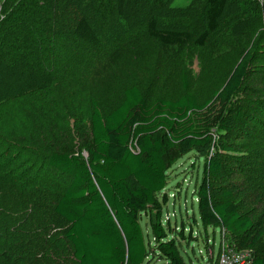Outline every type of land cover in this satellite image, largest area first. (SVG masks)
Returning a JSON list of instances; mask_svg holds the SVG:
<instances>
[{"label": "trees", "instance_id": "trees-1", "mask_svg": "<svg viewBox=\"0 0 264 264\" xmlns=\"http://www.w3.org/2000/svg\"><path fill=\"white\" fill-rule=\"evenodd\" d=\"M171 2L3 0L0 85L5 83L6 88L0 91L1 97L24 95L33 101L58 83L78 78L79 70L86 73L84 64L94 63L103 47L109 48L112 66L121 67L141 59L143 49L147 50L142 38L163 50L184 46L192 34L157 24L162 15L175 14ZM193 3L202 6L203 29L197 45L203 47L222 30L249 45L221 89L199 104L190 94L148 102L138 87L129 86L122 91L120 103L107 113L90 97L87 157L66 150L45 157L49 168L70 179L58 197L49 198L32 181L22 185L0 171V218L11 219L12 225L0 228V264L53 260L46 253L47 221L53 216L67 225L64 239L77 264H146L151 260L186 264L176 239L182 233L169 235L160 222L166 197L160 199L159 194L167 183V158L173 151L181 156L194 152L202 159L201 180L194 194L204 230L223 229L239 241V250L254 251L252 264H264V229L255 230L248 212L239 206L241 196L248 194L252 205L259 203L255 209H261L264 194L254 179L243 192L228 184L233 175L229 166L238 162L236 153L240 152L224 140L242 134L248 126L247 110L237 99L244 101L240 92L251 91L248 77L254 51L264 46V0ZM137 27L145 28L144 37L137 35ZM259 78L264 84V73ZM182 80L187 89L184 74ZM0 143L6 145L1 138ZM39 210L47 221L42 213L38 215ZM261 211L264 217V208ZM141 215L147 218L152 242L145 239ZM37 219L41 227L36 226Z\"/></svg>", "mask_w": 264, "mask_h": 264}, {"label": "rangeland", "instance_id": "rangeland-1", "mask_svg": "<svg viewBox=\"0 0 264 264\" xmlns=\"http://www.w3.org/2000/svg\"><path fill=\"white\" fill-rule=\"evenodd\" d=\"M193 2L172 0L170 7L175 11L173 17H156L158 26L192 34V40L182 47L163 50L155 42L142 38L147 50L143 49L141 59L121 67L112 66L109 48L103 47L100 48L103 52L95 54L94 63L84 64L88 69L86 73L79 70L78 78L71 75L73 80L58 83L41 97L34 96L33 101L27 100L29 96L2 98L0 94V138L6 142V145L0 143V171L8 177L17 178L22 185L27 186L32 181L35 187L47 191L49 198L58 197L70 179L49 168L45 157L52 151L61 150L79 152L87 157L86 151L91 147L90 97L95 98L104 113L120 103L122 91L129 86L138 87L148 102L156 98L175 100L182 94L194 96L199 104L210 99L213 92L221 89L249 45L240 37L231 38L223 30L214 33L203 47L197 45L196 39L203 29L202 6ZM144 30V27H137L135 32L144 37ZM254 40L255 37L250 42ZM253 58L248 85L249 90L257 93L243 91L239 96L244 101L241 102L239 97L237 99L247 110L248 126L242 134L236 133L233 138L224 140L240 152L236 153L239 155L238 162L229 166L233 175L228 184L239 187L243 192L254 179L264 194V84L259 78L264 73V46L254 51ZM183 74L187 89L184 88ZM4 88L5 83L0 85V91ZM172 159L175 161L169 165ZM167 163V183L159 194L160 199L166 197L160 222L169 235L182 233L183 237L176 239L186 264L205 263L207 253L212 248L216 256L221 240L228 241L230 248L239 250L237 239H232L219 228L208 227L204 230L199 221L194 193L201 180L202 159L194 152L181 156L173 151ZM14 190L20 191L17 188ZM247 195L240 198V210L248 212L255 230L264 229L261 211L264 203L261 209H255L259 203L256 201L258 204L252 205V198ZM42 211H37L38 215L42 213L45 216ZM46 218L47 215V221ZM37 220L36 226L41 227L40 220ZM0 221L1 229L12 227L11 219L1 217ZM47 222L46 253H51L53 260L42 259L38 263L77 264L72 259L70 244L64 239L67 225L55 216L49 217ZM147 222V218L141 215L140 224L145 239L152 242ZM261 245L264 252V238ZM32 246H35V242ZM251 252L254 258L255 253ZM146 264L163 263L151 260Z\"/></svg>", "mask_w": 264, "mask_h": 264}, {"label": "built area", "instance_id": "built-area-1", "mask_svg": "<svg viewBox=\"0 0 264 264\" xmlns=\"http://www.w3.org/2000/svg\"><path fill=\"white\" fill-rule=\"evenodd\" d=\"M259 2H262V0H259ZM220 230L224 231L223 229ZM208 252L207 260L203 264H252L253 262L250 249L234 250L230 248V244L226 240L220 241L219 251L216 256L213 253V248Z\"/></svg>", "mask_w": 264, "mask_h": 264}]
</instances>
